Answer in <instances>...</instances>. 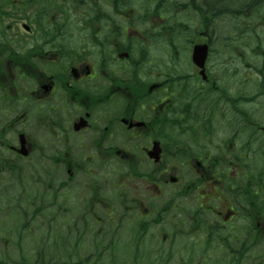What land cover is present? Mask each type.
<instances>
[{
    "label": "flooded vegetation",
    "instance_id": "af4514ba",
    "mask_svg": "<svg viewBox=\"0 0 264 264\" xmlns=\"http://www.w3.org/2000/svg\"><path fill=\"white\" fill-rule=\"evenodd\" d=\"M219 6L0 0V263L264 264V0Z\"/></svg>",
    "mask_w": 264,
    "mask_h": 264
},
{
    "label": "rangeland",
    "instance_id": "374dc122",
    "mask_svg": "<svg viewBox=\"0 0 264 264\" xmlns=\"http://www.w3.org/2000/svg\"><path fill=\"white\" fill-rule=\"evenodd\" d=\"M232 27H233V20L231 18L229 19L228 16H225L224 18L221 19V22L218 23L219 29L217 30V35L219 36L220 34L224 35V34L230 33ZM254 29L255 30L253 31V34H254L255 39H257V36L259 38H261L262 34L264 33L263 24L256 22L254 24ZM220 31L222 33H220ZM218 36H217V38H218ZM255 44H258V42L255 41ZM10 219L12 220V222L10 221ZM0 227L3 228L0 230V257L3 255V252H10L11 251V248L9 246H7V244L4 243L3 241H5V240L20 241L19 236L21 234L24 236L22 238L23 241L32 240L27 233H21L20 234L18 232V229L14 228L15 227L14 220L9 215H5L3 217L0 216ZM14 230H16V231H14ZM64 230H65V228H64ZM23 232H28V231H23ZM29 251H31V250H29ZM83 252L86 253L85 250H83ZM27 255L34 256V254L33 255L27 254ZM110 256H111V254H110ZM0 264H2V263H0ZM4 264H10V263H4Z\"/></svg>",
    "mask_w": 264,
    "mask_h": 264
},
{
    "label": "trees",
    "instance_id": "16d2710c",
    "mask_svg": "<svg viewBox=\"0 0 264 264\" xmlns=\"http://www.w3.org/2000/svg\"><path fill=\"white\" fill-rule=\"evenodd\" d=\"M210 1H215V0H210ZM216 1H219L220 3H222V6H219V10L222 11L221 18H224L225 16L233 18V16H234L233 11L235 10L236 7L231 6V2H233L234 0H216ZM211 12H212L211 10L208 11L207 9H205V5L202 4V17L213 15V14H211ZM231 12H233V13H231ZM218 29L219 28L216 29V32ZM220 33H222V32L220 31ZM219 37L221 39H224L223 35H220ZM225 38L227 39L226 36H225Z\"/></svg>",
    "mask_w": 264,
    "mask_h": 264
},
{
    "label": "water",
    "instance_id": "95a60500",
    "mask_svg": "<svg viewBox=\"0 0 264 264\" xmlns=\"http://www.w3.org/2000/svg\"><path fill=\"white\" fill-rule=\"evenodd\" d=\"M202 49V51H201ZM208 50H209V46L208 44H202L196 47L195 50V58L196 59H202V67L205 65V61L207 59L208 56Z\"/></svg>",
    "mask_w": 264,
    "mask_h": 264
}]
</instances>
